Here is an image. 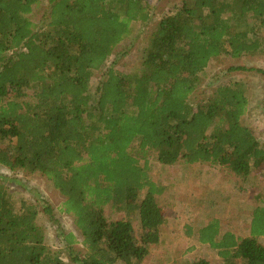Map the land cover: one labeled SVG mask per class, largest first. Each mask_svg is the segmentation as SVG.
<instances>
[{
  "label": "trees",
  "instance_id": "obj_1",
  "mask_svg": "<svg viewBox=\"0 0 264 264\" xmlns=\"http://www.w3.org/2000/svg\"><path fill=\"white\" fill-rule=\"evenodd\" d=\"M45 2L39 26L31 16ZM148 2L0 0V167L45 177L64 198L86 250L75 254L74 235L63 233L65 251L50 249L37 208L16 202L0 177V264H69L67 256L74 264H142L167 221L158 201L166 188L133 154L136 142L163 167L184 161L227 167L243 178L264 172V146L241 120L245 91L219 86L207 100L194 99L212 60L264 53V0H185L155 26L139 70L110 67L91 92L131 25L150 21ZM31 88L35 97L26 101ZM262 201L249 238L219 236L217 225L201 231L217 264H264L256 239L264 236V195ZM107 207L124 218L109 221Z\"/></svg>",
  "mask_w": 264,
  "mask_h": 264
},
{
  "label": "rangeland",
  "instance_id": "obj_2",
  "mask_svg": "<svg viewBox=\"0 0 264 264\" xmlns=\"http://www.w3.org/2000/svg\"><path fill=\"white\" fill-rule=\"evenodd\" d=\"M184 2L185 0H149L150 21L131 25L130 36L93 79L91 92L93 94L96 92L104 73L110 67H115L123 73L139 70L144 49L155 26L164 16L180 9ZM48 11L49 5L45 2L35 9L31 20L39 26H44L46 23L44 17ZM241 67L254 71L236 70ZM255 70L264 71V53L241 59H233L230 56L214 59L200 76L194 99L196 102L207 100L219 86H239L245 91L249 101L248 112L241 119L242 123L253 131L260 144L264 146V76ZM35 94L33 88L28 89L25 100H33ZM132 152L142 164L145 161L149 162L152 180L166 188V192L158 197V201L164 209L167 221L161 230L160 242L151 245L150 253L142 264H186L201 259L217 264L220 261L217 251L210 247L200 246V249H197V246L191 247L195 245V241L184 237L185 224L190 222L194 225L198 220L203 223L205 218L202 213L206 211L209 218L218 219L213 220L210 225H217L218 229L224 232L228 230L227 222L232 219L233 212L240 210L239 203H246L244 210L247 221L252 217L253 211L263 204L264 172H258L259 174L253 172L252 178L250 176L243 178L236 176L229 168L218 165L190 166L180 161L174 166L163 167L154 154L148 153L144 157L137 142L132 146ZM0 177L16 202L37 208L38 225L43 230L46 244L50 249L56 252L65 251L64 236L60 235L73 234L76 239L72 246L75 254H85L83 237L75 225V219L64 213V198L45 177L39 173L26 171L11 172L2 167ZM186 197L189 198L188 202ZM185 206H189L188 211ZM47 209L52 210L54 219ZM105 214L111 222L124 218L123 212L112 207H107ZM259 218L262 220L264 213H259ZM133 227L137 239L141 240L143 230L140 222L133 221ZM259 229L262 230L261 225ZM187 247H190L189 251ZM65 260L69 264H74L68 256Z\"/></svg>",
  "mask_w": 264,
  "mask_h": 264
},
{
  "label": "crops",
  "instance_id": "obj_3",
  "mask_svg": "<svg viewBox=\"0 0 264 264\" xmlns=\"http://www.w3.org/2000/svg\"><path fill=\"white\" fill-rule=\"evenodd\" d=\"M190 166H195V165H190ZM186 200L188 202L189 198L186 197ZM239 205H240L239 206L240 210L234 211L232 219L227 222L228 230L224 232L220 230L219 236H223L225 233H231L238 241L252 236V230H251L252 217H250V219L247 221L245 219L246 212L244 210L246 203L242 202V203H239ZM185 209L188 211L189 206H185ZM202 215L205 218V221L203 223H201L199 220L196 223H194V225L190 224V222H187L185 224V230H184V235H185L184 237L187 240H190V239L194 240L195 245H192L191 247L197 246V249H200V246L210 247L209 245L202 244L200 242V233L202 230L207 229L213 220L218 221V219L209 218L206 211H204ZM256 239L260 243L264 244V236H256ZM189 248L190 247H187V251H189Z\"/></svg>",
  "mask_w": 264,
  "mask_h": 264
}]
</instances>
